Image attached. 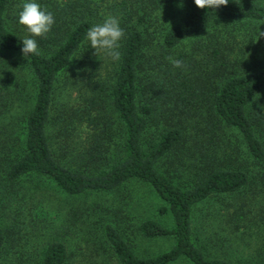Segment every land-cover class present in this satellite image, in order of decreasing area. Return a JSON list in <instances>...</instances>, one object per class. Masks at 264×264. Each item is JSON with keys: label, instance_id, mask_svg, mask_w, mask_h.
<instances>
[{"label": "trees", "instance_id": "obj_1", "mask_svg": "<svg viewBox=\"0 0 264 264\" xmlns=\"http://www.w3.org/2000/svg\"><path fill=\"white\" fill-rule=\"evenodd\" d=\"M22 2L0 0V109L15 107L23 99L20 68L32 74L34 95L17 129L0 127V193L18 198L25 189L32 197L36 190L24 186L32 177L70 196L108 193L140 181L162 202L157 216L170 217L172 224L145 218L136 225L133 238H167L171 246L156 255L140 256L129 236L106 223L94 242L95 253L104 246L113 264H264L260 251L247 262L222 254L228 235L244 233L248 221L264 238V207L250 208L241 197L250 182L241 163L243 150L256 162L264 161L259 135L264 136V47L231 58L232 44L214 46L199 39L218 20L249 21L264 28V2L229 0L215 12L197 7L194 0H121L119 5L130 16L177 6L174 20L161 34L162 50L168 53L183 42L191 43V54L176 56L183 68L169 62L141 94L147 34L130 16L122 21L121 59L112 81L105 82L93 57L96 53L85 42L97 0H38L53 13L55 23L46 37L36 38L39 54L27 59L20 39L29 34L18 23ZM62 74L66 75L61 96L57 82ZM149 93L154 101L141 104L140 96ZM194 102L206 110L194 127L185 126L180 117L167 118L166 111L172 109L187 117L191 110L183 107ZM105 103L108 107L101 108ZM158 104L166 124L155 129L153 108ZM104 110L115 114L116 121ZM84 129L85 137L76 139ZM227 195L234 200L222 199ZM2 223L0 206V264H5L12 248L19 254L9 264H70L65 242L50 238L31 255L30 235L42 234L34 229L24 232L18 223L13 225L17 230L9 231ZM107 259L99 264H110Z\"/></svg>", "mask_w": 264, "mask_h": 264}, {"label": "rangeland", "instance_id": "obj_2", "mask_svg": "<svg viewBox=\"0 0 264 264\" xmlns=\"http://www.w3.org/2000/svg\"><path fill=\"white\" fill-rule=\"evenodd\" d=\"M261 1L264 2V0ZM120 3L121 0H97L92 25L102 23L111 14L120 18L122 27V21L128 19L130 11H124V8L119 5ZM177 11V6L169 5L161 7L155 12L144 15L143 17H141V12L134 13L130 16L131 22L142 30H146L147 34V45L143 53L144 66L140 71V94L143 92L144 87H148L150 84L149 81L154 80L158 73L161 74L162 70L167 69L170 62L169 57L176 59L179 53L182 55H189L190 53L191 43L188 41L183 42L168 53H164L162 50L161 34L172 23ZM262 32H264V28L253 22L218 20L209 26L207 31L199 39L203 41L202 44H213L214 46L219 44H232L230 46V57L235 58L240 57L238 52L242 53L245 50V53L248 54L253 50L254 52H258L260 48L264 47V36H260ZM201 47L204 48L205 45ZM93 57H96L98 61L97 67L101 72V80L111 82L117 62H113L103 52H96ZM159 65H161L160 68L158 67ZM20 69H22L19 77L21 79L23 99L15 107L10 106L6 109H0L1 128L5 126L11 128L14 126L17 129V124H19L21 119L25 118L26 113L30 111L33 103L34 80L32 74L27 72L28 69L26 67ZM65 75L62 74L57 82L58 94H61L62 88L65 86L62 85ZM150 94L140 96L141 104H148L154 101L149 97ZM101 96L103 95L101 94ZM187 106L184 105L183 107L187 111L191 110L189 112L190 114H186L187 117H184L181 112H176L174 109L170 112L166 111L169 114L166 117H180L181 120L185 119L183 120L185 126L194 127V121L201 119L198 118V115L202 116L206 111L205 106L201 104L195 105V102L194 105ZM107 107L108 103H105L101 108ZM162 108L161 104L155 105L153 108L157 116L154 119L155 129L164 127L166 124V119L164 120L165 115L160 110ZM10 109L12 110L9 111ZM103 113L107 118L116 121L115 114H110V110H104ZM203 122V120L200 122L202 127H204ZM85 135V129L79 130L76 139L82 140ZM259 135L264 141V136ZM234 142L239 143L237 140ZM241 156V163L249 171L250 175V182L242 192L241 197L244 200H248L250 208L260 209V206L264 207V161L256 162L244 150ZM163 168H166L165 165ZM25 181L24 186L30 187L28 188L29 190L35 189L36 195L31 197V195L27 194L28 191L23 189L17 198L16 195H10V192L1 191L0 206L2 208V225L9 231L17 230V227L13 225L18 223L23 227L24 232H31L34 229L42 234L39 236L30 235L32 240L30 241V249L28 252L31 255L38 252L37 249L41 247L42 242H46L50 238H55L65 242L69 253L70 264H91L92 261L99 264L106 258H108L107 260L110 264H113L109 256L110 254L104 246L100 250H97L98 254L95 253L96 243L93 247L94 242L99 241L98 238L100 237L101 229L106 223L113 224L125 236H129L128 238L133 250L140 256L156 255L171 246L172 241L167 238H158L150 241L139 240L137 238L135 240L133 238V230L145 218L153 217L159 219L166 225L172 224L170 217L157 216V207L162 202L152 192L150 187L143 182L130 181L117 190L108 193H84L77 196H70L53 189L49 183L42 182L36 177L27 178ZM222 199H230L233 201L234 197L227 195L223 196ZM248 224L249 226L247 228L249 229L244 231V233L242 230H239L237 233L228 235L227 239H225L226 252L222 254H228L231 260L247 262V260L255 258L258 253L264 252V238L256 234L258 228L255 223L248 221ZM20 230L22 231V229ZM207 247L211 249L209 246ZM14 250L12 248V250L8 249L6 252L7 255L4 258L5 264H9L11 257H16L19 254L18 252L15 253ZM261 256H258L257 259ZM178 264L186 263L182 262Z\"/></svg>", "mask_w": 264, "mask_h": 264}, {"label": "clouds", "instance_id": "obj_3", "mask_svg": "<svg viewBox=\"0 0 264 264\" xmlns=\"http://www.w3.org/2000/svg\"><path fill=\"white\" fill-rule=\"evenodd\" d=\"M229 0H194V4L202 9L212 10L226 6ZM18 23L24 26L28 36L20 39L22 42L21 53L26 59L31 55L39 54L37 37H46L53 28L55 17L52 12L44 9L38 0H23L18 15ZM264 36V32L260 34ZM259 36V37H260ZM125 37V31L121 27L120 18L116 15H108L102 23L93 24L85 34V42L90 49L103 52L113 62L121 59V44ZM174 68H183V62L169 57Z\"/></svg>", "mask_w": 264, "mask_h": 264}]
</instances>
